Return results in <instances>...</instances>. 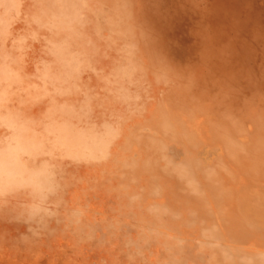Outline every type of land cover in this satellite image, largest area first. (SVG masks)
<instances>
[{
  "label": "rangeland",
  "instance_id": "1",
  "mask_svg": "<svg viewBox=\"0 0 264 264\" xmlns=\"http://www.w3.org/2000/svg\"><path fill=\"white\" fill-rule=\"evenodd\" d=\"M142 14L167 83L132 110L108 61L56 70L62 96L31 52L0 98V184L56 166L0 198V264H264V223L247 216L264 208V0H142Z\"/></svg>",
  "mask_w": 264,
  "mask_h": 264
},
{
  "label": "clouds",
  "instance_id": "2",
  "mask_svg": "<svg viewBox=\"0 0 264 264\" xmlns=\"http://www.w3.org/2000/svg\"><path fill=\"white\" fill-rule=\"evenodd\" d=\"M30 52L37 56L44 86L51 83L57 95H67L71 89L55 87L68 83L55 71L70 68L74 59L77 72L93 61H108L105 83L114 100L128 110L139 102L140 90L150 80L167 83L165 61L157 35L143 17L142 0H0V98L25 84ZM80 112L79 120L87 123L92 113L87 95ZM54 168L14 184L10 180L0 184V198L6 189L40 190L39 178L47 182Z\"/></svg>",
  "mask_w": 264,
  "mask_h": 264
},
{
  "label": "bare ground",
  "instance_id": "3",
  "mask_svg": "<svg viewBox=\"0 0 264 264\" xmlns=\"http://www.w3.org/2000/svg\"><path fill=\"white\" fill-rule=\"evenodd\" d=\"M217 128H220V126H216ZM216 129V128H215ZM214 128H212V130H215ZM219 133V131H216V132H214V134L215 135H217ZM264 143V142H263ZM246 148V147H245ZM247 152V151H246ZM264 152V151H263ZM258 156H259V154H258ZM227 158V157H226ZM242 158V157H241ZM254 162V164H256V163H259V165H261L262 163H263V161H261V160H256V161H253ZM241 163H243L242 161H241ZM247 168H249V167H247ZM259 168V167H258ZM193 183V182H192ZM221 183V182H220ZM226 186H224L223 184H218L217 182L214 184V186H212L211 187V189H214L215 191H216V194H214L215 195V200H216V202L218 203V201L220 202V200H222V198L224 197V191H223V189L225 188ZM193 189V190H192ZM199 189H198V187L197 188H195L194 189V187L192 186V188H191V194H192V192L193 193H195L196 191H198ZM252 207V206H251ZM252 209V208H251ZM250 209V210H251ZM249 210V212L248 213H250V214H247V216L250 218V220L252 221L253 220V222L255 223V224H260V223H264V212H263V210H264V208H259V209H257V210H254V211H250ZM251 212H254V213H251ZM246 213V212H245ZM247 218V217H246ZM244 223V222H243ZM245 227H246V224H245ZM124 244V243H123ZM178 259V258H177ZM41 262V261H40ZM178 263V262H177ZM182 264V263H181Z\"/></svg>",
  "mask_w": 264,
  "mask_h": 264
}]
</instances>
